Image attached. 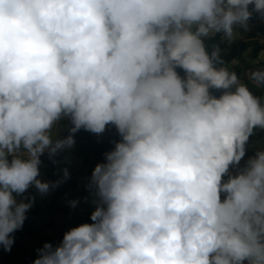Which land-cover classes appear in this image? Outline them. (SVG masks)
<instances>
[{
    "label": "clouds",
    "instance_id": "clouds-1",
    "mask_svg": "<svg viewBox=\"0 0 264 264\" xmlns=\"http://www.w3.org/2000/svg\"><path fill=\"white\" fill-rule=\"evenodd\" d=\"M254 15L264 0H0V246L29 189L70 178L43 180L42 157L114 128L86 185L91 223L33 264H264V146L247 155L264 96L221 47ZM247 76L264 88V67Z\"/></svg>",
    "mask_w": 264,
    "mask_h": 264
},
{
    "label": "crops",
    "instance_id": "crops-1",
    "mask_svg": "<svg viewBox=\"0 0 264 264\" xmlns=\"http://www.w3.org/2000/svg\"><path fill=\"white\" fill-rule=\"evenodd\" d=\"M249 30L239 29V36L236 40L244 37ZM260 63H264V39H261L258 44L250 46L228 66L230 70L238 74L243 82L248 84L255 94L261 95L264 92L262 88L253 89L252 82L248 80L247 76L251 69L264 67L260 66ZM66 134L65 131L60 133L61 136ZM75 139V146L57 157L60 163L53 165L47 156L42 157L41 178L43 180L56 181L62 175L61 170L64 168L68 169L70 178L47 195L41 196L34 188L29 189V192L35 195V202L28 212L34 209L42 211L27 215L21 230L22 233L16 231L19 235L24 236L27 225H33L53 236L60 243L64 233L72 227L82 223H91L90 215L94 211L95 205L91 202L92 197L87 191L86 185L95 165L104 162L103 153L114 146L111 141L118 140L119 137L114 128H109L99 137L81 130L76 134ZM95 140L101 142L97 143ZM70 200H78L79 203L75 208H72L68 203ZM25 239L31 243L27 236L24 237V242ZM32 252H35V249H32ZM0 264H6L1 251Z\"/></svg>",
    "mask_w": 264,
    "mask_h": 264
},
{
    "label": "trees",
    "instance_id": "trees-1",
    "mask_svg": "<svg viewBox=\"0 0 264 264\" xmlns=\"http://www.w3.org/2000/svg\"><path fill=\"white\" fill-rule=\"evenodd\" d=\"M249 27L250 30L244 37L234 41L231 45H221L222 48L227 49L224 58L228 64L239 57L250 46L258 44L261 39H264V21L258 16L254 15L253 19L249 22ZM216 40L218 41L219 37H217ZM260 66H264V63H260ZM262 90L264 91V88H262ZM95 142L100 143L101 141L95 140ZM41 211L40 209H34L33 211L27 212L26 216ZM13 236L14 244L11 251H5L2 246H0V251L6 264H33L34 259L37 257L36 249L42 247L45 242H50L53 245L59 244L56 238L33 225H27L24 236L19 235L17 232L13 233ZM25 236L31 241V246H28L24 242ZM30 247H33L35 252L29 254Z\"/></svg>",
    "mask_w": 264,
    "mask_h": 264
},
{
    "label": "rangeland",
    "instance_id": "rangeland-1",
    "mask_svg": "<svg viewBox=\"0 0 264 264\" xmlns=\"http://www.w3.org/2000/svg\"><path fill=\"white\" fill-rule=\"evenodd\" d=\"M243 64H245V62H243ZM250 68H252V67H250ZM251 85H252V88L253 89H256L257 88L253 83H251ZM261 96H264V92L261 94ZM260 146H264V132H262L260 130H257L256 131V135L254 137H252L251 140H250V143H249V146H248V153H247V155H252L256 151V149L258 147H260ZM246 158H247V156H246ZM21 230L22 229L18 230V232L19 233H22ZM25 243L28 246H31V243H28V241L26 239H25ZM32 249H34V248L33 247L32 248L30 247L29 254L32 253Z\"/></svg>",
    "mask_w": 264,
    "mask_h": 264
}]
</instances>
